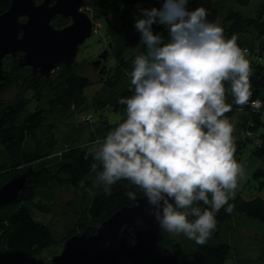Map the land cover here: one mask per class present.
I'll use <instances>...</instances> for the list:
<instances>
[{
	"label": "trees",
	"instance_id": "trees-1",
	"mask_svg": "<svg viewBox=\"0 0 264 264\" xmlns=\"http://www.w3.org/2000/svg\"><path fill=\"white\" fill-rule=\"evenodd\" d=\"M9 3L10 0H0V13ZM162 3L163 0H83L82 7L95 23L101 18L107 20V14L121 7L123 10L131 8L141 17V10L160 8ZM197 7L208 11V20L219 23L226 38L235 35L238 45L251 53V100L261 99L262 107L254 109L249 103L243 107L236 105L229 90L227 103L232 104V110L225 116L230 120L238 111L243 114L240 121L243 129L234 137L235 158L239 159L247 142L252 143L250 152L260 164L251 174L259 183L258 190H262L264 0H189V9ZM125 15L128 19V13ZM51 22L60 27L67 24L69 18L58 15ZM108 29L114 39L124 33L111 23ZM156 29L167 41V30L154 24L153 31ZM21 54L17 51L3 58L0 185L28 165L33 166V171L20 199L0 207V264H26L30 260L31 264H53L50 256L62 249L67 237L82 232L88 225L100 224L121 206L131 204L128 192L136 196L143 194L129 181L121 180L111 186V195L106 196L102 186H94L95 173L90 172L94 162L91 152L98 146L97 142H102L125 118L126 106L118 100L132 94L133 63L128 68L115 63L113 72L104 78L102 90L89 99L85 89L92 81L76 62L59 63L47 77H39L37 71L32 73L29 65L19 66ZM10 93L13 94L8 98ZM32 100L34 107L30 110L28 104ZM93 105L108 106L114 114H119V121L107 123L105 115L100 113L93 127L92 119L88 121L80 116L82 112L93 110ZM65 189L71 191L72 196L63 200L60 190ZM229 202L234 205L232 212L226 213L222 208L217 213L216 229L204 245L161 228L154 240L155 253L141 257L138 264H264V243L261 252L250 257L239 252V241H235L239 236H234L239 229L247 232L250 228L254 232L251 245L260 235L264 238V198L258 195L244 198L237 193L232 194ZM58 227L61 232L56 231ZM157 238L162 239V244L157 243ZM121 263L126 264L127 260L121 258Z\"/></svg>",
	"mask_w": 264,
	"mask_h": 264
},
{
	"label": "clouds",
	"instance_id": "clouds-1",
	"mask_svg": "<svg viewBox=\"0 0 264 264\" xmlns=\"http://www.w3.org/2000/svg\"><path fill=\"white\" fill-rule=\"evenodd\" d=\"M188 4L163 0L135 20L140 40L133 50L132 94L118 100L125 118L97 142L90 172L106 196L112 185L129 181L153 206L160 228L204 245L217 213L232 212L229 201L244 176L225 114L232 110L229 90L238 106L251 100L252 70L237 37L226 38L204 7ZM154 24L167 30V41L154 33ZM127 195L136 200L135 193Z\"/></svg>",
	"mask_w": 264,
	"mask_h": 264
},
{
	"label": "water",
	"instance_id": "water-1",
	"mask_svg": "<svg viewBox=\"0 0 264 264\" xmlns=\"http://www.w3.org/2000/svg\"><path fill=\"white\" fill-rule=\"evenodd\" d=\"M83 0H10L0 13V79L3 58L21 51L19 66L29 65L32 73L47 77L53 68L63 63L71 65L77 49L93 31V19L83 9ZM69 18L57 27L55 16ZM105 49L92 61L99 66L107 57ZM107 67L102 64L99 73ZM33 166L28 165L0 185V207L16 202L26 187ZM160 226L153 214V206L144 194L131 204L123 205L98 225H88L80 233L66 238L62 249L50 259L53 264H138L141 257L155 253L154 240Z\"/></svg>",
	"mask_w": 264,
	"mask_h": 264
},
{
	"label": "rangeland",
	"instance_id": "rangeland-1",
	"mask_svg": "<svg viewBox=\"0 0 264 264\" xmlns=\"http://www.w3.org/2000/svg\"><path fill=\"white\" fill-rule=\"evenodd\" d=\"M36 2H38L36 0ZM121 7L119 9H115L109 14H107L108 19L101 18L98 23H94L93 32L96 34H92L91 36L87 37L82 43L79 44L77 49V54L75 57L74 62H76V66L81 70L82 73L87 75L90 80L92 81L90 85L85 89V93L87 97L90 99L95 93H98L102 90V84L104 82V78L108 77L114 70L115 63L123 64L124 67L128 68L131 66L133 57H134V49L136 48L137 44L140 40V33L135 29L134 23L137 18H140L137 13L131 8ZM85 9V8H83ZM86 10V9H85ZM125 13H128V19L126 18ZM131 15V16H130ZM111 23L117 27H120L121 30L124 31L121 37H116L115 39L112 38L110 30L108 29V24ZM54 25V24H53ZM108 29V30H107ZM154 33H161L159 30H154ZM120 38V39H119ZM119 39V40H118ZM105 49L108 50L107 57L103 58L104 65L107 67L108 72L107 74L99 73V69L93 65L92 61L98 58V55L102 53ZM141 50L143 51V47L141 46ZM259 51V50H258ZM249 51L247 52V59H250ZM123 56V58H121ZM121 61V62H119ZM13 93L7 94V97H11ZM92 105V104H90ZM34 107V101H30L28 104V108L31 110ZM93 110L89 112H85L80 115L83 117L84 114H90V118L88 121H92L91 125L96 127L97 125V115L100 113L104 114L106 118V122H118L119 121V114H114L108 106L105 107H98L92 106ZM93 114V118H92ZM243 114L241 112H237L231 119L230 122L234 126L233 137H238V133L242 131L243 127L240 123L241 116ZM76 120V118H75ZM247 138V137H246ZM252 147L251 142H247L246 145L243 147L239 154V159L237 160L238 163L244 166V176L240 178L238 182V186L234 191V195L239 193L244 198H249L253 196H261L264 198V188L262 190H258V181L252 177V172L259 166L260 161L258 158L253 156L250 152ZM60 196L63 200L68 199L72 196L71 191L65 189L60 190ZM41 218V216H38ZM264 226V224L262 223ZM57 232H61V227H58L56 230ZM253 231L249 228L247 232L244 229H239L236 231L234 236H239L235 241H239V252L243 254H249L250 257H254L256 253L261 252L262 244L264 243V238H260L255 241L251 245V241L254 240L253 238ZM232 234V235H233ZM262 234V233H261ZM232 237V236H231ZM162 239L157 238V243L162 244ZM236 244V243H235ZM237 245V244H236ZM254 247V248H253ZM248 252V253H247ZM51 257V256H50ZM31 260L26 264H31Z\"/></svg>",
	"mask_w": 264,
	"mask_h": 264
},
{
	"label": "built area",
	"instance_id": "built-area-1",
	"mask_svg": "<svg viewBox=\"0 0 264 264\" xmlns=\"http://www.w3.org/2000/svg\"><path fill=\"white\" fill-rule=\"evenodd\" d=\"M96 23H98V22H95V24ZM94 24V25H95ZM253 101H258V102H260L258 105H254L252 102ZM249 104L254 108V109H261V107H262V100L261 99H259V98H255V99H253V100H251L250 102H249ZM90 118V114H84L83 115V117H82V119H89Z\"/></svg>",
	"mask_w": 264,
	"mask_h": 264
},
{
	"label": "flooded vegetation",
	"instance_id": "flooded-vegetation-1",
	"mask_svg": "<svg viewBox=\"0 0 264 264\" xmlns=\"http://www.w3.org/2000/svg\"><path fill=\"white\" fill-rule=\"evenodd\" d=\"M104 60H105V59H104ZM104 60L101 59V61H100V63H99V66L97 67L98 69H99V67L104 63ZM106 72H108V71H106ZM106 72H105V74H107ZM103 75H104V74H103Z\"/></svg>",
	"mask_w": 264,
	"mask_h": 264
}]
</instances>
